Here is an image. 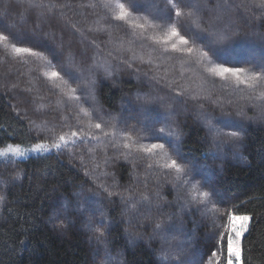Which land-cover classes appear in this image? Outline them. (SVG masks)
<instances>
[{
    "label": "trees",
    "instance_id": "obj_1",
    "mask_svg": "<svg viewBox=\"0 0 264 264\" xmlns=\"http://www.w3.org/2000/svg\"><path fill=\"white\" fill-rule=\"evenodd\" d=\"M50 2L57 5L51 15L40 19L31 12L13 31L31 34L35 29L36 38L46 40L56 50L57 57L53 58L46 49H37L48 56L56 71H61L62 61L72 59L84 74L81 79L69 80L66 87L54 88L43 75L44 71L52 70L46 62L28 57V62L23 63L7 55L0 46V148L7 144L26 148L38 142L51 144L62 133L81 129L100 135L102 141H77L67 148L16 157L15 163L0 162V196L4 197L0 201V264H157L164 241L160 237L149 238L154 235V224L169 217L183 222L185 232L192 238L191 246L201 253L199 264H226L227 235L221 243V234L228 229L227 213L231 211L253 217L251 232L244 241L245 264L248 259L251 264L264 261V119L255 118L259 109L240 99L248 94L244 86L231 89L235 97H228L223 82L204 71L203 61L200 64L197 53L202 42L194 41L192 32L181 31L190 41L191 54L165 53L161 50L162 43L150 39L160 38L162 30H148L141 36L139 29L112 21L106 10L85 7L90 0ZM155 3L161 9L167 6V0ZM200 3H206L208 8L230 5L224 23L231 18L229 36L241 55L246 54L249 43L260 44L264 19L260 10L250 6V0H200ZM180 7L187 11V0ZM204 15L207 19V11ZM14 17L15 13L10 19ZM99 26L105 31H89ZM12 42L32 46L27 40L12 39ZM141 58L152 62L141 63ZM108 66L111 76L104 71ZM84 77L96 79L95 102L87 105L81 100L74 105L73 101L65 106L68 89L81 86ZM179 92L184 94L177 95ZM76 94L82 95L79 91ZM194 95L201 98L193 100ZM138 97L163 98L157 106L160 122L155 127H165L166 132L170 127L179 133L172 139L183 159L174 155L173 158L194 169L195 181L208 176L216 196L207 213L202 207L184 203L187 188L175 184L174 172L157 167L158 160L164 161L161 157L133 152L125 158L124 141L117 144L104 138L100 130L88 127L89 117L85 119L80 113L81 106L87 108L93 113L91 121L101 123L105 131L112 130L114 118L121 117L122 122L116 127L126 133L136 121L123 118L136 115L134 110L143 102ZM222 111L240 124L241 135L237 144L225 149L226 155L212 156L211 137L199 117L201 113L219 117ZM238 112L242 115H237ZM157 142L164 141H140L145 145ZM97 164L99 168H95ZM149 164L152 169H148ZM197 171L201 175H196ZM105 172L108 175L101 174ZM98 185L125 197L139 199L149 195L152 207L150 210L142 207L137 214L126 212L125 200L119 195L109 199ZM90 189L99 194L93 197L90 211L82 216L76 210V194L88 193ZM157 204L162 207L157 209ZM65 205L68 211L59 218L65 226L60 228L59 219H52L53 208ZM234 205L240 206L238 211ZM213 207L215 211H211ZM89 218L93 227L99 226L96 221L101 218L111 222L105 236L111 261L104 256L103 245L97 244L86 227ZM168 238L175 244L184 237ZM98 247L100 254L94 255Z\"/></svg>",
    "mask_w": 264,
    "mask_h": 264
},
{
    "label": "snow or ice",
    "instance_id": "obj_2",
    "mask_svg": "<svg viewBox=\"0 0 264 264\" xmlns=\"http://www.w3.org/2000/svg\"><path fill=\"white\" fill-rule=\"evenodd\" d=\"M183 2L185 0H167L166 8L161 9L155 3V0H127V2H124V0H99V3H96V0H90L85 7H100L106 10L112 21L125 22L132 28L139 29L141 36L148 30H162L160 38L153 36L150 39L155 40L156 43H162L165 46L163 48V52L165 53L171 51L191 54L193 48L188 47L190 41L186 35L181 34V31L192 32V39L202 42L200 53L201 59L205 64L204 71L209 76L222 81L223 86L226 88L230 87L233 90H239L240 86L243 85L248 94L240 97V99L259 109V114L255 118L264 119V36H260V44L258 45L249 43L246 54L241 55L240 51L234 48L229 36L232 27L231 18H228V23H224L226 14L230 10V5L227 3L223 6L217 4L215 8H208L207 4H201L200 0H187L189 7L187 11H184L180 7V4ZM250 6L260 10L262 14L261 18L264 19V0H250ZM60 7H70V5H61ZM56 8L57 5L51 3L50 0H47V2L46 0H0V46L3 47L7 55L19 58L23 63L28 62V57L46 62L47 66L51 67L52 70L44 71L43 75L52 82L54 88H62L68 85L69 80L81 79L84 70L76 65L72 59H67L60 64L61 71H56L48 56L37 49H46L48 54L53 58L57 57V52L54 48L48 46L46 40L36 38L35 29L31 34L13 31L26 20L29 13L35 12L38 18L44 19L46 14L51 15ZM205 11H207V19L204 15ZM13 13H15V17L10 19ZM156 20H160L162 23H155ZM36 27L38 28L39 25ZM89 31L103 32L105 28L99 26L89 29ZM12 39L27 40L32 46H19L17 43L12 42ZM151 62V59L144 61L141 58V63ZM242 63L250 66H230ZM128 67H131V64ZM104 71L106 75H112L110 66L105 67ZM62 72L63 75L61 74ZM91 73L92 69L90 68L89 74L91 75ZM163 78L166 79V74ZM172 83L174 82L169 81V84ZM95 86L96 79L84 77L81 86L68 89V98L78 103L82 100L83 104L92 105L95 102ZM78 91L82 95H77ZM183 94V92L177 93V95ZM191 98L198 100L201 97L194 95ZM137 99L140 101L143 98L138 97ZM162 100L163 98L160 97L143 99V102L134 110L136 115H129L123 118L124 120L134 119L136 121V124L126 133L121 132L116 127L117 124L122 122L121 117L114 118L116 123L113 124L112 131L108 132L104 131L101 123H91L93 113L87 108L81 106L80 113L83 116L89 117L88 127L100 130L103 137H119L122 139L124 141L123 148L127 150L125 158L133 152L161 157L164 162L160 163L158 160L156 162L157 167L174 172L173 179L175 184L179 187L187 188L184 203L186 205L202 207L207 213L209 203H215V188L212 186L207 175H203L201 181H195L193 175L194 169L185 163H180L177 159H183V156L179 151L178 144H174L172 138L178 137L179 133L170 127L167 132L165 127L158 129L155 127L160 122V113L157 111V106L162 103ZM237 115H242V113L238 112ZM199 118L207 127L208 134L211 137L212 147L209 150V154L212 156L226 155L225 149L238 143L241 135L239 130L240 124L233 120L229 113L222 111L219 117L201 113ZM248 119H253V117H249ZM88 139L97 142L102 141L100 135H94L92 132H86L81 129L79 131L73 130L62 133L51 144L38 142L30 148L22 147L21 144H7L6 147L0 148V158H3L0 162L15 163L14 158H22L29 152L44 153L53 148H67L70 145H74L77 141ZM145 139H155L164 142L147 145L140 143V141ZM89 151L95 152L94 149H89ZM233 154L235 155V153ZM173 155L177 158H173ZM107 163L108 161L105 160L104 164L107 165ZM99 167L100 164L95 165V168ZM147 167L148 169H152L153 165L149 164ZM87 174L85 173V175ZM101 174L108 175L106 172ZM18 175L17 173L16 176L18 177ZM196 175H201V173L197 171ZM205 185H207L206 188ZM97 187L105 191L109 199L119 195L121 200H125L126 212L137 214L142 207L148 210L152 207L149 195H142L139 199H136L133 196L125 197L120 193L108 191L103 185H98ZM98 194V192L91 189L88 193H77L76 210L82 216L84 213L90 211L93 205V197ZM156 195L159 198V193ZM3 199L4 197L0 196V201H3ZM156 207L159 209L162 206L157 204ZM239 207V205L233 206L236 211H238ZM67 211V205L62 208L54 207L52 219H59L61 216H65ZM211 211H215V207ZM227 215L229 227L226 233L221 234V243L223 242V236L227 235L226 264H245L246 248L244 241L247 234L251 232L253 217L247 214L237 215L235 211L228 212ZM110 223L105 218L96 221V224L99 225L98 227H93L91 218L86 223V227L93 233L97 244L103 245L104 256L109 261L112 260V257L108 251L105 236L109 231ZM57 226L63 228L65 226L64 220L59 219ZM153 233V238L160 237L167 245V247H161L157 257V264H199L201 253L198 249L191 246L192 238L185 232L182 221H174L171 217L159 220L153 226ZM169 235L172 236L173 240H176V235H181L184 238L175 244H171L167 239ZM99 254L100 249L98 247L94 255ZM213 255L215 256L216 254L213 253ZM247 264H251L250 259H248ZM260 264H264V261H261Z\"/></svg>",
    "mask_w": 264,
    "mask_h": 264
},
{
    "label": "rangeland",
    "instance_id": "obj_3",
    "mask_svg": "<svg viewBox=\"0 0 264 264\" xmlns=\"http://www.w3.org/2000/svg\"><path fill=\"white\" fill-rule=\"evenodd\" d=\"M152 42H154V41L152 40ZM154 43H155V42H154ZM164 47H165V46L163 45V47L161 48L162 52H163V48H164ZM152 52H154V50H152ZM154 53H155V52H154ZM197 58L199 59L200 64H202L203 62H202V59H201V53H197ZM202 65H203V64H202ZM204 67H205V66H204ZM194 69H195V70H194ZM194 69L191 68V70H194V71L196 72V71H197L196 68H194ZM228 88H229V90H227V89L225 88L226 94L228 95L229 98H231V97L234 98L235 96H232V95H233V94H232L233 92L230 91L232 88H230V87H228ZM232 90H233V89H232ZM236 99H238V98H236ZM66 100H67L68 102H66V101L64 102V105H65V106H66V105H67V106H68V105H69V106L72 105V104H73V101H74V105H75V100H70V99L68 98V96H66ZM81 118L83 119V117H81ZM84 118L87 119L86 116H84ZM163 118H164V115H163ZM91 123L94 124L93 121H91ZM88 125H89V122H88ZM102 127H103V129H105L104 126H102ZM104 131H105V130H104ZM110 131H112V130H109L108 132H110ZM68 132H70V131H68ZM99 132H100V131H99ZM101 135H102V133H101ZM104 138H105V137H104ZM107 138H109V139L111 138L112 141H115L117 144H118V141H121V140H122V139H120L119 137H116V138H113V137H107ZM5 147H6V146H5ZM22 147H23V146H22ZM3 148H4V147H3ZM25 148H26V147H25ZM30 153H32V152H29V153H27L26 155H28V154H30ZM26 155H25V156H26ZM25 156H24V157H25ZM163 162H164V161H163ZM163 162H162V163H163ZM227 226L229 227V221L227 222ZM153 237H154V235L151 236L149 239L152 240V239H154ZM155 238H156V237H155ZM167 239H169V238L167 237ZM168 242L172 244L173 241H169V240H168ZM162 244H163V246H167L164 242L161 243L160 245L162 246Z\"/></svg>",
    "mask_w": 264,
    "mask_h": 264
}]
</instances>
